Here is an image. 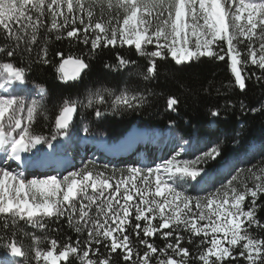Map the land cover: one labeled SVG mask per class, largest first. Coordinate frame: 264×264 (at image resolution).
Segmentation results:
<instances>
[{"label": "trees", "instance_id": "16d2710c", "mask_svg": "<svg viewBox=\"0 0 264 264\" xmlns=\"http://www.w3.org/2000/svg\"><path fill=\"white\" fill-rule=\"evenodd\" d=\"M57 6L52 0L32 2L0 17V68L11 65L29 87L45 90L32 120L23 122L21 128H26L31 137L50 142L80 124L87 127L89 134H105L114 140L138 126L170 129L197 145L215 146L217 156L204 158L198 168L215 172L232 159L236 161L232 170L241 167L233 175L231 170L218 174L211 185L234 189L243 197V207L253 213L247 233L260 245L252 264H264V59L261 64L250 60L254 42L238 44L244 79V88H240L229 55L220 50L210 57L197 56L177 63L168 52L159 56L153 44L144 45L142 50L126 46L117 34L113 45L106 39L94 44L91 29L95 23L110 21L106 36L112 38V29L124 14L115 7L103 9V4L94 10L76 7L69 11L64 6L56 17ZM88 10L90 15L86 14ZM260 33L264 34V28ZM258 46L254 44L255 48ZM68 58L87 64L81 77L74 81H65L60 69ZM125 96L130 101L115 102ZM171 101L175 102L172 108ZM73 104L77 123L68 130L62 129L58 118ZM10 117L4 118L6 130L15 124ZM253 144H258V149L247 153ZM95 169L96 165L89 164L84 173ZM222 179L228 183L223 185ZM98 193L87 190L85 200L81 191L72 200L74 211L87 210L90 215L79 224L70 214L71 208L64 204L65 211L34 219L20 220L11 212L0 213V255L20 248L19 264H43L41 260L36 262L33 254V241L37 239L40 251L54 249L61 254L75 248L78 256L87 254L92 264H167L169 260L183 264H249L242 256L245 252L239 250L228 258H213L206 263L209 248L205 236L182 223L162 228L160 211L147 210L143 218H138L134 204H130L127 222L113 234L121 243L114 246L88 226L98 217L97 207L103 205L102 200H93ZM150 223L157 229L152 234L147 230ZM77 255H70L61 264H81Z\"/></svg>", "mask_w": 264, "mask_h": 264}, {"label": "rangeland", "instance_id": "374dc122", "mask_svg": "<svg viewBox=\"0 0 264 264\" xmlns=\"http://www.w3.org/2000/svg\"><path fill=\"white\" fill-rule=\"evenodd\" d=\"M42 1L44 0H0V17L3 19L6 13L10 15L32 2ZM202 1L190 0L187 11L190 18L188 22L185 21L184 34H182V28L176 27L180 0H52L59 9L55 14L56 17L61 15L59 11L64 6L69 11L76 7L79 10L85 8L94 10L99 5L98 8H102L103 4H105L103 9L115 7V10L124 14L118 26L113 27L112 38L106 36L107 25L111 22L106 19L98 20L91 29L94 44L106 39L110 45H113L115 44L113 38L117 34L119 40L126 46L142 50L144 45L153 44L157 47L156 53L159 56L168 52L177 63L189 62L197 56L210 57L220 50L221 53L229 55L232 69L235 71V63H239L240 66L238 44L253 41L250 60L261 64L264 59V34L260 33L261 27L264 28V0H220L218 6L222 9L223 22L217 27L209 23L211 4L208 3L206 9L202 8ZM182 11L185 12V9ZM90 13L89 10L86 12L87 15ZM184 15L187 19L186 12ZM86 28L88 30V27ZM255 43L259 45L257 48L254 47ZM150 72H153L152 67ZM4 77L6 76L3 74ZM236 78L242 88L244 82L242 77H240L241 82L237 76ZM44 92L42 88L36 91L34 88H24L8 95H0V113L4 118L11 116V120L15 122L14 126L8 129L9 137L17 135L25 139L29 136L26 128H21V124L32 120L36 108L43 101ZM128 97L117 98L115 102L119 103L120 100L125 103L130 101ZM89 101H94V98ZM174 105V101L169 103L170 108ZM9 110L11 113L8 112ZM3 117L0 118V131L6 129ZM75 118L76 115L70 127L77 123ZM74 131L73 134L71 133L72 139L87 134V127L80 124ZM160 144L158 147H151L148 143H144L143 147L161 151L163 145L161 144V147ZM163 144L165 147L162 155L151 156L153 160L151 164L103 165L97 159L82 157L75 168L58 180H53L50 176L42 178L47 174L38 177L34 175L35 173H31L32 202L36 207L48 205L47 212L29 214L19 209H6L1 206L0 213L11 212L14 218L20 220L34 219L51 216L61 210L65 211L63 209L65 205L71 208L70 214L74 215V220L79 224L81 221H86L90 215L87 210L74 211L75 206H71L72 200L80 195L81 191L83 192L81 196L85 200L88 199V195L85 194L87 190L98 191V196L93 197V200H102L103 205L97 207L95 212L98 217L88 226L94 227L97 233L108 238L114 246H119L121 243L113 234L127 222L130 204H134L135 211L139 214L138 218H143L147 210L158 213L160 211L161 219L163 218L162 228L168 229L173 223H182L191 230L198 231L201 236H205L209 248L205 255L206 263L213 258L215 260L228 258L231 253L239 250L245 252L242 256L246 262L252 264L260 252V245L248 235L246 229L248 222L253 218L252 211L245 210L243 197L238 195L236 190L223 189L224 187L221 186L211 187L213 175H206L198 168L204 158L217 156V148L212 145H197L194 140L184 139L180 135L172 137L164 135ZM255 148L257 145L253 149ZM89 164L96 165L95 171L84 173ZM224 169L221 172L230 173V169L227 167L226 170ZM238 169H231V175ZM19 179L20 177L16 178L18 182ZM45 181L48 183L43 188ZM220 183L224 185L228 181ZM70 187H74L75 194L69 196ZM191 204L194 205L193 208ZM114 226L116 229H113ZM147 230L150 234L157 231L151 223L147 225ZM38 245V240H34L33 254L35 261L41 260L43 264H53L55 258H59L61 264L67 261L70 255H77L75 248L57 254L54 249L48 252L40 251ZM78 259L81 264H92V260H89L85 253L78 256ZM7 260L9 261L10 258ZM167 264L183 263L169 260Z\"/></svg>", "mask_w": 264, "mask_h": 264}, {"label": "bare ground", "instance_id": "6f19581e", "mask_svg": "<svg viewBox=\"0 0 264 264\" xmlns=\"http://www.w3.org/2000/svg\"><path fill=\"white\" fill-rule=\"evenodd\" d=\"M190 0H180V9H179V14L177 16L176 19V27L182 28V34H184V27L186 23L185 21H189V15H188V4H189ZM220 0H203L201 2V7L206 9V6L209 4H211V12H210V17H209V23L212 24L213 26L217 27V26H221L222 22H223V18H222V9L219 8L218 4H219ZM183 9H185V12L187 14V19L185 18V12L182 11ZM235 73L236 76L239 78V81L241 82V71L239 68V63H235ZM0 74L1 75H5L6 76V83L4 84V87H7L12 80H15L17 82H21L23 83V79L20 75V73L13 69L12 66L10 65H5L3 67L0 68ZM13 85L11 84L10 87H12ZM1 90V89H0ZM2 114L0 113V116ZM137 127H134L133 129H131L127 134H125V136H123L122 138H120V140L118 142H116V144H118L119 146H122L127 140H129L130 138L133 137V134L136 132ZM142 131V130H141ZM144 132V131H143ZM0 136H2V134H0ZM23 144H20V146ZM28 144V148H29ZM26 146H23L21 151L24 150ZM31 147V145H30ZM120 153V152H119ZM49 155H53V148L52 146H49L47 148V152L44 154V157L46 156L49 157ZM21 159V156L18 158V160ZM4 161H6L4 159ZM3 161V162H4ZM40 164V163H37ZM64 164V161L59 163V165L57 166H62ZM32 170L34 168H31ZM33 173V172H31ZM31 173L27 172L24 176L20 175V172H16V170H12L10 167H8L7 165H5L3 167V165L1 166L0 169V208L1 206L5 207L6 209H19L21 211H25L28 212L29 214H37V213H42L44 211L47 212V210L49 209V206L46 204L40 205V207H36L34 206L32 199H31ZM43 175V174H42ZM50 174H47L45 176H42V178H49ZM20 177V181L18 182L16 180V178ZM56 177V176H54ZM44 186L43 188H45L46 184L48 183L47 181L44 182ZM74 187H70L68 190V194L69 196L74 194ZM6 259V257L0 256V263L4 262V260ZM13 259V258H11ZM10 262V261H9ZM61 263V262H60ZM53 264H59V258H55Z\"/></svg>", "mask_w": 264, "mask_h": 264}, {"label": "water", "instance_id": "95a60500", "mask_svg": "<svg viewBox=\"0 0 264 264\" xmlns=\"http://www.w3.org/2000/svg\"><path fill=\"white\" fill-rule=\"evenodd\" d=\"M60 69L64 76L65 81H74L79 77H81L83 72L87 69V64L83 60L77 58H68L61 63ZM242 80L244 81L243 77ZM242 88H244V82ZM76 111L77 109L75 106L66 107L58 118L59 126L65 129L70 124H72ZM14 251L17 255L21 256L20 249L16 248Z\"/></svg>", "mask_w": 264, "mask_h": 264}]
</instances>
